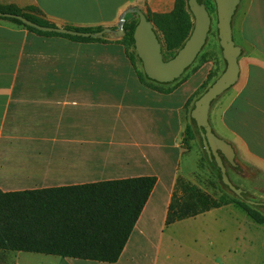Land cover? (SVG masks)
Returning <instances> with one entry per match:
<instances>
[{
  "label": "crops",
  "instance_id": "1",
  "mask_svg": "<svg viewBox=\"0 0 264 264\" xmlns=\"http://www.w3.org/2000/svg\"><path fill=\"white\" fill-rule=\"evenodd\" d=\"M175 6L176 0H0L2 8L56 27L113 30L129 8L150 17L169 15ZM237 27L233 21V37L248 52L239 58L237 84L213 103L209 121L216 136L234 149L231 182L255 187L245 171L264 177V0H249ZM119 40L102 44L43 37L0 20V190L155 177L157 184L115 264H160L162 257L169 262L177 232L190 227L200 229L198 240L205 245L192 252L194 264H233L235 258L228 256L236 250L254 255L256 242L264 247V239L258 241V224L244 210L247 217H240L234 204L167 226L185 131L191 127L188 105L200 84L196 81L179 104L157 106L189 81L169 95L149 88ZM262 186L264 194V179ZM225 230L234 244L219 239ZM48 257L47 264H107Z\"/></svg>",
  "mask_w": 264,
  "mask_h": 264
},
{
  "label": "trees",
  "instance_id": "2",
  "mask_svg": "<svg viewBox=\"0 0 264 264\" xmlns=\"http://www.w3.org/2000/svg\"><path fill=\"white\" fill-rule=\"evenodd\" d=\"M188 1L176 0L175 10L169 15L148 17L162 44L166 61L176 56L193 32L194 18L189 11ZM199 4L205 5L211 16L216 15V4L213 0H199ZM34 11L32 9L30 12ZM0 13L20 15L40 26L56 27L38 16L13 8L0 7ZM0 20L24 27L43 37H59L80 43H109L105 37L92 39L43 33L14 19ZM137 23L125 25L126 35L118 41L125 48L134 46L133 37ZM66 28L80 32L104 30L101 27ZM128 57L132 62L131 56ZM206 59L207 56L201 53L195 63L203 65ZM216 75L211 73L209 81H216ZM138 76L143 84L150 83L152 87L149 88L161 94H171L179 87L177 85L170 88L171 84H157L150 81L145 74L141 76L138 73ZM205 84L202 85V95L211 87L206 84L207 88ZM162 87L168 89L162 90ZM193 108L194 106L192 110ZM195 131L199 134L192 120V126L187 131L188 138H194ZM204 154L208 163L218 172L222 186L228 190L221 181V173L214 158L210 159L205 150ZM156 184L155 177H141L39 191L5 193L0 190V251L115 264L121 258ZM233 196L255 223L264 225V212H261L264 209L263 201L251 198L244 190L242 198L234 194ZM234 200H217L191 182L177 179L168 209L167 226L234 204ZM250 202H260L262 206L251 205Z\"/></svg>",
  "mask_w": 264,
  "mask_h": 264
},
{
  "label": "water",
  "instance_id": "3",
  "mask_svg": "<svg viewBox=\"0 0 264 264\" xmlns=\"http://www.w3.org/2000/svg\"><path fill=\"white\" fill-rule=\"evenodd\" d=\"M213 1L216 4L218 38L226 69L195 102L191 118L199 130L204 150L210 159L214 158L216 162L221 173L223 185L232 194L242 198L243 190L237 188L231 182L225 165V162H227L231 166L236 167L234 149L229 143L216 136L209 121L213 103L234 87L239 80V58L241 57L242 49L234 41L232 23L242 0ZM188 8L194 18L193 32L183 48L179 50L174 58L168 61L164 58L162 44L154 30L153 24L137 8H129L120 16L117 30L107 28L100 32H80L62 27H44L33 23L23 16L7 13H0V18L17 20L43 33L92 39H103L106 35H113L118 39H122L126 35L125 24L127 17H137L138 23L134 31L133 40L143 71L150 81L166 85L179 80L193 66L206 45L211 31L212 16L206 6L199 4V0H189ZM250 204L262 206L260 202H250ZM261 212H264V209Z\"/></svg>",
  "mask_w": 264,
  "mask_h": 264
},
{
  "label": "rangeland",
  "instance_id": "4",
  "mask_svg": "<svg viewBox=\"0 0 264 264\" xmlns=\"http://www.w3.org/2000/svg\"><path fill=\"white\" fill-rule=\"evenodd\" d=\"M248 3L249 0H242L241 4L239 5L237 12L234 16V23L236 24L237 27V20L242 16V14L247 10L248 8ZM138 19L137 17L130 16L129 18L127 17L126 24L129 23H137ZM125 24V25H126ZM104 29V28H103ZM106 29V28H105ZM118 29V26H116L115 30ZM239 30V29H238ZM218 30H217V15L213 16L212 19V27L211 31L209 33L207 43L204 46L202 50V54L207 56L209 58V64L207 65H200L199 62L193 64V66L185 72L181 80L177 83H174L173 85L171 84L170 88H174L177 85L181 86L189 81V83L185 86L182 87L180 90H178L177 93H175L174 97H172L168 103L166 102L167 100L164 99V101L157 106H167V105H176L179 104L184 97L186 96L187 90L191 88L193 85L196 84V81L199 82V89L197 93L193 96V98L190 101V104L188 105V108L191 109L195 105L194 102L198 100L202 96V85L207 84V86H211L214 82H210L209 80V75L213 73L214 75L217 74L216 76H220L223 71L226 69V63L223 60L222 56V49L220 48L219 44V38H218ZM239 37V36H238ZM105 38L109 42H115L116 40H119L113 35H106ZM235 43L237 46H239V39L237 36L234 37ZM121 40V39H120ZM240 47V46H239ZM242 49V48H241ZM246 49V48H245ZM243 50V53H247L248 50ZM127 50V56H131L132 59V64L135 67V70L137 73H139L141 76H144V71L142 64L138 58V55L134 49V46H129L126 48ZM209 72H211L209 74ZM215 72V73H214ZM210 82V83H209ZM205 84V86H206ZM144 85L148 87H152L150 83H145ZM206 86V87H207ZM179 88V87H178ZM177 88V89H178ZM208 88V87H207ZM206 88V89H207ZM168 87H162V90H167ZM176 89L172 92L174 93ZM204 91V90H202ZM167 95V94H165ZM169 95V94H168ZM163 99V98H161ZM156 105H154L155 107ZM187 119L192 126V118H191V112H187ZM190 126H187V129L185 131V138L183 140V150L184 153L181 156V159L179 161L178 170H177V175L178 179H182L188 182H191L193 185L200 187L211 195L213 198L220 200H234L233 194H231L226 188H224L218 178V172L215 170L214 167H212L204 154V148H203V142L201 139V135L198 134L196 131V138L197 141H195L194 138L190 139L188 138L187 131ZM187 139V141H186ZM194 139V140H193ZM227 167V174L228 176L231 177V179L234 180L233 178V168L229 164H226ZM243 173V171H240ZM246 175L249 176L251 181H256L255 187L248 186L244 184L243 181L239 180L237 183V186L239 189H242L244 187L248 193V195L255 199V200H260L264 199V194L260 191L263 189V179L260 173L255 171V170H249L245 171ZM235 181V180H234ZM255 188L257 190H255ZM235 201V200H234ZM237 200L234 202V205L237 206L239 209L237 211V214H239L240 217H247L244 214L243 209L238 205ZM254 224V223H253ZM256 236L258 238V241L261 242L262 239H264V226H259L256 225ZM200 234V229L195 227H190L187 229H183L181 231L177 232V235H179V241L176 242V245L171 247L172 252V259L169 261L171 264H194L192 263V260H196L197 258L193 256L192 252L198 251L202 246H205L198 240ZM195 236H197L195 238ZM197 239V240H195ZM219 239L222 242H225L227 240V243L229 245L234 244L233 238L231 236V231L230 230H225L224 236L223 234H220ZM215 241V240H214ZM256 253L254 255H249L244 253L242 250H236L234 253L232 252L231 255L228 257L234 260L233 264H264V247L262 246L261 243L256 242ZM260 251V252H259ZM190 256L188 258L187 256ZM41 258V259H40ZM50 260L52 257L44 256V255H36V254H31V253H3L0 251V264H47L44 260ZM169 262L166 261V258L162 257L160 264H169Z\"/></svg>",
  "mask_w": 264,
  "mask_h": 264
},
{
  "label": "flooded vegetation",
  "instance_id": "5",
  "mask_svg": "<svg viewBox=\"0 0 264 264\" xmlns=\"http://www.w3.org/2000/svg\"><path fill=\"white\" fill-rule=\"evenodd\" d=\"M226 164H228V163H227V162H225V165H226ZM229 165H230V164H229ZM230 166H231V165H230ZM232 168H233V169H235L236 167H233V166H232Z\"/></svg>",
  "mask_w": 264,
  "mask_h": 264
}]
</instances>
